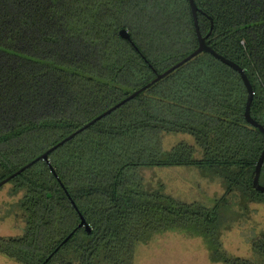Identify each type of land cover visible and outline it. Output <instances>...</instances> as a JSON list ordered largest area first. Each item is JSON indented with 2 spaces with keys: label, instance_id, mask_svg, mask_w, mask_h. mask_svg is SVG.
Returning a JSON list of instances; mask_svg holds the SVG:
<instances>
[{
  "label": "trees",
  "instance_id": "1",
  "mask_svg": "<svg viewBox=\"0 0 264 264\" xmlns=\"http://www.w3.org/2000/svg\"><path fill=\"white\" fill-rule=\"evenodd\" d=\"M195 3L207 45L247 75L251 116L264 126V0ZM199 45L189 0H0V182ZM248 96L241 74L208 52L152 84L8 183L5 215L24 229L0 236V255L136 264L139 246L171 232L201 239L211 263L264 264V235L249 257L222 241L245 205L264 203L254 186L264 134L245 117ZM177 136L194 142L170 144ZM179 167L215 179L223 194L187 200L143 173Z\"/></svg>",
  "mask_w": 264,
  "mask_h": 264
},
{
  "label": "rangeland",
  "instance_id": "2",
  "mask_svg": "<svg viewBox=\"0 0 264 264\" xmlns=\"http://www.w3.org/2000/svg\"><path fill=\"white\" fill-rule=\"evenodd\" d=\"M180 137L193 143L191 136L170 137V144ZM145 177L152 182H163L167 191L187 200H200L208 203L210 199L223 194L222 185L215 179L202 177L194 168L145 169ZM11 184L0 188V236H18L23 233L24 224L12 215H5L4 203L13 201L8 192ZM246 215L224 231L222 241L231 254L238 257L251 256V240L264 235V203L246 206ZM4 217V218H3ZM0 264H18L0 255ZM136 264H219L211 263L208 251L199 238H187L177 233L159 235L146 245L137 249Z\"/></svg>",
  "mask_w": 264,
  "mask_h": 264
},
{
  "label": "water",
  "instance_id": "3",
  "mask_svg": "<svg viewBox=\"0 0 264 264\" xmlns=\"http://www.w3.org/2000/svg\"><path fill=\"white\" fill-rule=\"evenodd\" d=\"M189 1H190L192 10H193V14H194V18H195V23H196V26H197L198 38H199V42H200L199 48L196 51H194L188 57H186L185 59H183L181 62L177 63L176 65H174L173 67H171L170 69H168L163 74H159L157 76V78L152 83L147 84L146 86H144L140 90L136 91L135 93H133L131 96H129L128 98H126L122 102L118 103L117 105L113 106L111 109H109L106 112H104L103 114L99 115L97 118H95L94 120H92L91 122H89L88 124H86L85 126H83L78 131H76L73 134H71L70 136H68L66 139H64L63 141H61L60 143H58L57 145H55L51 149H49L42 156H40L39 158H37L36 160H34L33 162H31L30 164L26 165L19 172H17L16 174L12 175L11 177H9V178L1 181L0 182V188H2L4 185H6L7 183H9L19 173H21L24 170H26L29 167H31L37 161L44 160L48 164H50V154L52 152H54L56 149H58L59 147H61L65 143H67L68 141L72 140L74 137H76L77 135H79L80 133H82L83 131H85L86 129H88L89 127H91L92 125H94L95 123H97L98 121H100L101 119H103L104 117H106L107 115L111 114L113 111H115L116 109L120 108L122 105H124L128 101H130L133 98L137 97L140 93H142L143 91H145L146 89H148L152 84L160 81L161 79H163L164 77H166L170 73L174 72L176 69L180 68L182 65H184L187 62H189L190 60H192L193 58L197 57L198 55H200L203 52L210 53L215 58L219 59L224 64L228 65L229 67L233 68L234 70H236L237 72H239L241 74L242 79H243V81L245 83V86L247 87L248 94H249V96H248V102H247V106H246L245 117H246L247 121L251 125H253L254 127L258 128L264 134V126H262L261 124H259L251 116V105H252L253 98H254V90H253V87H252V85H251V83H250L247 75L245 74L244 70L238 64H236L235 62H233V61L225 58L224 56H222L221 54L217 53L216 51H214L212 48H210L207 45L206 40L202 36V34L200 32V29H199V25H198V10L199 9H198V7H197V5L195 3V0H189ZM121 36L123 38L127 39V40H130L131 39L130 34L126 30L121 31ZM263 164H264V150H263L262 155H261V157H260V159L258 161V164H257V167H256V175H255V179H254V186H255V188L258 191H261V192H264V186H262L260 184V174H261V169H262ZM80 226L81 227L82 226L85 227L88 230V232H91V228L89 227V225L87 224V222L85 221L84 218H82V222H81Z\"/></svg>",
  "mask_w": 264,
  "mask_h": 264
}]
</instances>
